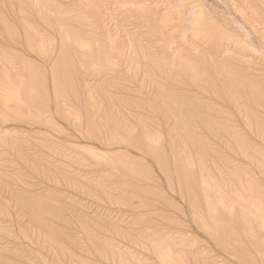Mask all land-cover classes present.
I'll return each instance as SVG.
<instances>
[{"label": "rangeland", "instance_id": "rangeland-1", "mask_svg": "<svg viewBox=\"0 0 264 264\" xmlns=\"http://www.w3.org/2000/svg\"><path fill=\"white\" fill-rule=\"evenodd\" d=\"M176 1L0 0V264H264L201 183L264 198V0H196L215 25L187 41Z\"/></svg>", "mask_w": 264, "mask_h": 264}, {"label": "bare ground", "instance_id": "bare-ground-1", "mask_svg": "<svg viewBox=\"0 0 264 264\" xmlns=\"http://www.w3.org/2000/svg\"><path fill=\"white\" fill-rule=\"evenodd\" d=\"M195 2H193V3H188V1L186 2L185 0H179V1H176L175 3H174V5L172 6L171 4L172 3H170V2H168L169 4H167V9H166V12L164 13V15L162 16V18H163V22L162 23H167L168 21H171L172 20V18H174V15L175 14H180L181 15V12H180V10H183V8L185 7V5L187 6V10H188V12L184 15V17H183V26L184 27H186L187 29L184 31H181L182 33H181V35H180V39L182 40V41H185L186 39H187V37H188V33H186V32H189V31H187V30H191V28H192V35H204L205 37L204 38H206V37H209L210 36V34H209V28L210 27H208V26H210L209 24H210V22L213 20L214 21V19H212L211 20V18L209 17L208 19H207V17H206V14H205V11H204V9L201 7V5L198 3L197 4V1L196 0H194ZM91 2V1H90ZM173 2V1H172ZM192 2V1H191ZM230 2H232L233 3V5L234 6H232V7H235V9H234V11L232 10V12L233 13H235V12H237V17L239 16L240 17V19H245V22H246V20H249V17H252L251 15H249L250 13V11H253L254 10V7H253V10H250L249 11V9L247 10V8L248 7H245V3H246V1H245V3H244V7L242 6V7H240V6H238V4H236V2H235V0H230ZM195 3V4H194ZM89 4V3H88ZM145 4V3H144ZM92 5V4H91ZM141 5V4H140ZM250 5V4H249ZM224 7V6H223ZM231 7V6H230ZM182 8V9H181ZM225 9V8H224ZM251 9V8H250ZM237 10V11H236ZM249 11V12H248ZM185 12V11H184ZM227 12H229V11H227ZM254 12V11H253ZM251 13V14H253V16L255 15L254 13ZM256 12V11H255ZM41 13V12H40ZM239 13V14H238ZM173 15V16H172ZM230 16V15H229ZM172 17V18H171ZM179 17V16H178ZM236 17V18H237ZM170 18H171V20H170ZM182 18V17H181ZM216 18V17H215ZM177 19V18H176ZM252 19H254V18H252ZM178 20V19H177ZM181 21V20H180ZM213 21L211 22V25H212V23H213ZM215 21L217 22V20L215 19ZM219 21V20H218ZM222 21V20H221ZM244 21V20H243ZM161 23V24H162ZM177 23V22H176ZM224 23V22H223ZM222 23V24H223ZM254 23V22H253ZM260 23V22H259ZM24 24V23H23ZM161 24H160V27H162V26H165V25H163L162 24V26H161ZM168 24H169V22H168ZM167 24V25H168ZM178 24H179V22H178ZM217 24H219V23H217ZM235 24V23H234ZM245 24V23H244ZM243 24V25H244ZM256 24V23H255ZM254 24V25H255ZM215 24L213 23V25L212 26H214ZM223 25H225V24H223ZM247 25V24H246ZM174 26H176V25H174ZM218 27H220L219 25H217ZM230 26H232V25H230ZM177 27V26H176ZM222 27V26H221ZM224 27V26H223ZM244 27H246V26H244ZM175 28V27H174ZM181 28H182V26H181ZM213 28V31L215 30V28L214 27H212ZM230 28V27H229ZM233 28V27H232ZM162 29V28H161ZM166 29H168V27H166ZM176 29V28H175ZM211 29V28H210ZM219 29V28H218ZM222 29V28H221ZM225 29V28H224ZM236 29V28H235ZM241 29V28H240ZM249 29V28H248ZM171 30V29H170ZM217 30V29H216ZM228 30V29H227ZM250 30V29H249ZM160 31V30H159ZM162 31H163V29H162ZM173 31V30H172ZM171 31V32H172ZM223 31V30H222ZM225 31V30H224ZM231 31V30H230ZM166 32V31H165ZM177 32H179V31H177ZM191 32V31H190ZM212 32V31H211ZM210 32V33H211ZM232 32V31H231ZM235 32H237V31H235ZM239 32V31H238ZM237 32V33H238ZM254 32V31H253ZM258 32V31H257ZM70 33V32H69ZM162 33V32H161ZM175 33V32H174ZM173 33V34H174ZM216 33V32H215ZM214 33V34H215ZM218 33V32H217ZM227 33H229V32H227ZM237 33H235V34H237ZM43 34V33H42ZM64 34V33H63ZM165 34V33H164ZM179 34V33H178ZM212 34V33H211ZM221 34V33H220ZM232 34V33H231ZM234 34V35H235ZM240 34V36H241V34L242 33H239ZM247 34V33H246ZM261 34V33H260ZM159 35V34H158ZM199 35V36H200ZM226 35V34H225ZM244 35V34H243ZM259 35V34H258ZM72 35H67L65 38L66 39H71L73 42H75V43H77V44H79V41L74 37H71ZM73 36H74V34H73ZM111 36V35H110ZM109 36V37H110ZM224 36V35H223ZM222 36V37H223ZM230 36V35H229ZM246 36V35H245ZM113 37V36H112ZM221 37V38H222ZM225 37V36H224ZM231 37V36H230ZM235 37V36H234ZM238 37V36H237ZM111 38V37H110ZM174 38V37H173ZM242 38V37H241ZM247 38V37H246ZM261 38V37H260ZM80 39V38H79ZM195 39H196V37H195ZM202 39V38H201ZM209 39V38H208ZM210 39H212V38H210ZM228 39V38H227ZM238 39V41L240 40V37L239 38H237ZM263 39V38H262ZM32 40V39H31ZM70 40V41H71ZM108 40H109V38H108ZM111 40V39H110ZM203 40V39H202ZM206 40V39H205ZM213 40V39H212ZM226 40V39H225ZM229 40V39H228ZM231 40V39H230ZM233 40V39H232ZM232 40L230 41L231 43H232ZM243 39H241L240 41H242ZM261 40V39H260ZM71 41V42H72ZM116 41V40H115ZM181 41V42H182ZM187 41V40H186ZM215 41V40H214ZM237 41V42H238ZM239 41V42H240ZM70 42V43H71ZM169 42V41H168ZM218 42H222L223 43V41H218ZM234 42V41H233ZM236 42V43H237ZM109 43V42H108ZM112 43V42H111ZM184 43V42H183ZM193 43V42H192ZM215 43V42H214ZM235 43V45L237 46V44ZM242 43V42H241ZM64 44V43H63ZM81 44V43H80ZM173 44V43H172ZM187 44V43H186ZM218 44V43H217ZM228 44V43H227ZM234 44V43H233ZM242 44H244V42L242 43ZM247 44V43H246ZM245 44V45H246ZM67 45V44H66ZM112 45H113V43H112ZM115 45V44H114ZM187 45H189V44H187ZM220 45V44H219ZM232 45V44H231ZM32 46V45H31ZM85 46H87V45H85ZM116 46V45H115ZM119 46V45H118ZM170 46V45H169ZM192 46V45H191ZM223 46V45H222ZM225 46V45H224ZM227 46V45H226ZM247 46V45H246ZM78 47V46H77ZM110 47H112V46H110ZM173 47V46H172ZM189 47H190V45H189ZM194 47V46H193ZM171 47H169V49H170ZM226 48V47H225ZM227 48H228V46H227ZM226 48V49H227ZM171 49H173V48H171ZM178 49V48H177ZM176 49V50H177ZM192 49V48H191ZM196 49V48H195ZM194 49V50H195ZM222 49H224V48H222ZM226 49H225V51H226ZM233 49V48H232ZM116 50H117V46H116ZM228 50V49H227ZM64 51V50H63ZM67 51V50H66ZM173 51H174V49H173ZM173 51H172V53H173ZM220 51H222V50H220ZM224 51V50H223ZM230 51H232L231 49H230ZM219 52V50L216 52V53H218ZM228 52V51H227ZM234 52V51H233ZM66 53V52H65ZM65 53H64V55H65ZM215 53V54H216ZM221 53V52H220ZM219 53V54H220ZM224 53V52H223ZM68 54V53H67ZM121 54V53H120ZM227 54V53H226ZM221 55V54H220ZM230 55V54H229ZM234 56V54L233 53H231V56ZM240 55V54H239ZM100 57V56H99ZM225 57H229V56H225ZM235 57V56H234ZM237 57V56H236ZM236 57H235V59H236ZM238 57H240L241 58V55L240 56H238ZM237 57V58H238ZM108 58V57H107ZM230 58H232V57H230ZM239 58V59H240ZM243 58H244V56H243ZM244 59H242L241 61H243ZM245 60H247V59H245ZM236 62H237V60H236ZM251 62V61H250ZM245 64V63H244ZM32 70V69H31ZM32 73V72H31ZM33 74V73H32ZM34 75V74H33ZM32 75V76H33ZM35 76V75H34ZM9 78H11V77H9ZM6 79V78H5ZM16 79V78H15ZM10 80V79H9ZM5 81H7V80H5ZM11 82H13V81H11ZM1 83V82H0ZM3 84H1V85H5L4 84V82H2ZM17 83V82H16ZM15 82H14V85L16 84ZM24 83V82H23ZM7 84V83H6ZM18 85V84H17ZM9 86V85H8ZM5 87H7V86H5ZM5 87H2L1 86V88L4 90V92L6 93V94H4V95H6V99L7 100H9V102H10V99H11V101L13 100V99H15L16 101H21V98H20V94H19V90H18V88H20V87H16V86H12V85H10L9 87H7V88H5ZM22 87V86H21ZM5 88V89H4ZM1 91V90H0ZM23 91V90H22ZM1 93V92H0ZM0 95H2V94H0ZM23 95V94H22ZM37 97V96H36ZM2 98V97H1ZM22 98H23V96H22ZM3 99V98H2ZM24 99V98H23ZM35 100V99H34ZM4 102H6L5 100H4ZM8 102V101H7ZM25 102V101H24ZM33 102V101H32ZM18 103V102H17ZM35 104V103H34ZM6 106V105H5ZM32 107V106H31ZM3 113V112H2ZM186 128V127H185ZM189 133V132H188ZM154 142V141H153ZM185 162V161H184ZM189 163V162H188ZM188 165V164H187ZM189 165H191V163L189 164ZM182 168H183V166H182ZM186 169V168H185ZM190 169V168H189ZM223 169V168H222ZM228 169V168H227ZM188 170V169H187ZM204 170V169H203ZM262 170V169H261ZM183 171H186V170H183ZM186 172H191V171H186ZM198 172V171H197ZM209 172V171H208ZM245 172V171H244ZM264 172V171H263ZM192 173V172H191ZM196 173V172H195ZM185 174V173H184ZM183 174V175H184ZM186 174H188V173H186ZM190 175V174H189ZM189 175H187V176H189ZM193 175H194V173H193ZM196 175V174H195ZM195 175L193 176V177H195ZM200 175V174H199ZM234 175V174H233ZM192 176V175H191ZM205 177L207 176V175H204ZM235 176V175H234ZM202 177V176H201ZM185 178V177H184ZM183 178V179H184ZM215 178V177H214ZM227 178V177H226ZM235 178V177H234ZM233 178V179H234ZM187 179V178H186ZM241 179V178H240ZM239 178H237V180L239 181L238 183H240L241 182V180H240ZM245 179V178H244ZM248 179V178H247ZM189 180V179H188ZM192 180V179H191ZM199 180V179H198ZM216 179H212V178H201V183L206 187V188H208L207 190H209L212 194H213V196H211L212 198L210 199V198H208V211L210 212V213H214V212H217V210H219L218 208H223V209H225L226 211H228L229 212V214H230V217L231 218H233V217H235V215H236V213H235V211L233 210V209H236V208H234V206L235 205H239L240 206V209H241V213L240 212H238L239 213V215L241 216V217H245V216H253V218H255V223H257V228H261L262 230L264 229V211H263V200H264V198H261L260 196H261V190L260 191H258L257 190V188H256V190H255V188L253 187V188H250L249 187V185H250V183H249V185L247 186V187H244L243 186V184H242V186H240L237 182H235V184L237 183V186H238V188H240V187H243L242 188V190L241 191H238V188H237V191H233V190H235V189H232V191L233 192H231V193H233V194H231V195H228V193H226V189H227V187L225 186V185H223V186H225V188L226 189H223V187L222 186H220L219 185V183L217 182V181H215ZM222 180V179H221ZM230 180V179H229ZM232 180V179H231ZM243 180V179H242ZM249 180V179H248ZM247 180V181H248ZM255 180V179H254ZM185 181V180H184ZM235 181V180H234ZM246 181V182H247ZM189 182H190V180H189ZM219 182H220V180H219ZM230 182L231 181H229L228 183L230 184ZM245 181H243V183L245 184L246 183ZM250 182H252V181H250ZM220 183H222V182H220ZM223 183L225 184V182L223 181ZM188 184V183H187ZM232 184V183H231ZM248 184V183H247ZM247 184H245V186L247 185ZM254 184V183H253ZM264 184V183H263ZM262 184V185H263ZM191 185V184H190ZM189 185V186H190ZM196 185H198L197 183H196ZM227 185V184H226ZM184 186V185H183ZM231 186V185H230ZM252 186H254V185H252ZM191 187H192V185H191ZM201 187V186H200ZM229 187V186H228ZM235 187V186H234ZM256 187V186H255ZM202 188V187H201ZM230 189V190H231ZM253 189H254V191H253ZM186 190H187V188H186ZM195 190V189H194ZM227 190H229V188L227 189ZM263 190V189H262ZM197 191H199V190H197ZM258 191V192H257ZM264 191V190H263ZM201 192V191H200ZM207 192V191H206ZM260 192V193H259ZM209 193V192H208ZM209 194V196L208 197H210V195H212V194ZM192 194H195V193H192ZM188 195H189V193H188ZM191 195V194H190ZM197 195V194H196ZM194 196V195H193ZM206 196V195H205ZM206 196V197H207ZM262 196H263V194H262ZM201 198V197H200ZM196 203V202H195ZM193 204V203H192ZM196 205V204H195ZM192 206V205H191ZM203 207H204V205H203ZM194 208V207H193ZM195 208H197V207H195ZM201 209H202V207H201ZM238 209V208H237ZM237 209H236V212H237ZM195 210V209H194ZM207 210V209H206ZM205 210V211H206ZM221 211H223V210H220V212ZM226 211H223L224 213L226 212ZM233 211H234V213H235V215L233 216L232 214H233ZM238 211H240V210H238ZM195 213H197V212H195ZM198 214H200V213H198ZM197 214V215H198ZM202 214V213H201ZM200 214V215H201ZM226 214V213H225ZM196 215V216H197ZM205 215V214H204ZM208 215V214H207ZM226 215H228V214H226ZM233 217H232V216ZM214 216H215V214H214ZM218 216V215H217ZM221 216H222V214H221ZM237 216H238V214L236 215V218H237ZM216 217V216H215ZM228 217V216H227ZM240 217V218H241ZM203 219H206V217L204 218V217H202ZM211 218V217H210ZM218 218H220L219 216H218ZM230 218V219H231ZM246 218V217H245ZM199 219V218H198ZM209 219V218H208ZM212 219H214L213 218V216H212ZM235 219V218H234ZM207 220V219H206ZM206 220H204V221H206ZM225 220V219H224ZM227 220V219H226ZM225 220V221H226ZM249 220V219H248ZM253 221V222H254ZM256 221H258V222H256ZM219 222V221H218ZM230 222V221H229ZM233 222V221H232ZM231 222V224H233ZM239 222V221H238ZM241 222V221H240ZM252 222V221H251ZM242 223V222H241ZM241 223H239L240 225H241ZM235 224V223H234ZM217 225V224H216ZM220 225H222L221 223H220ZM219 225V226H220ZM238 225V224H237ZM253 225V224H252ZM206 226V225H205ZM228 226V225H227ZM246 226V225H245ZM248 226L249 225H247L246 226V229L248 228ZM230 227V226H229ZM213 228V227H212ZM216 228H217V226H216ZM235 228V227H234ZM239 228V227H238ZM240 228H241V226H240ZM218 229V228H217ZM216 229V230H217ZM228 229V228H227ZM254 229H256V228H254ZM225 231V230H224ZM247 231V230H246ZM259 231V230H258ZM213 232V231H212ZM220 232V231H219ZM226 232V231H225ZM224 232V233H225ZM242 232V231H241ZM254 232V231H253ZM260 232V231H259ZM216 233V232H215ZM214 233V234H215ZM238 233V232H237ZM251 233V232H250ZM263 233V232H262ZM219 234V233H218ZM236 234V233H235ZM245 234V233H244ZM257 234V233H256ZM226 235H227V233H226ZM252 235V234H251ZM247 236V235H246ZM217 237V236H216ZM241 237V236H240ZM163 238V237H162ZM161 238V239H162ZM245 238V237H244ZM248 238V237H247ZM160 239V240H161ZM228 239V238H227ZM262 239V238H261ZM173 240V239H172ZM251 240V239H250ZM171 241V240H170ZM239 241V240H238ZM237 241V242H238ZM243 241V240H242ZM155 242V241H154ZM222 242V241H221ZM224 242V241H223ZM244 242V241H243ZM227 243V242H226ZM263 243V242H262ZM218 244V243H217ZM227 244H229V243H227ZM153 245H154V243H153ZM170 246V244H167V246ZM221 245H223V247L225 246L224 244H221ZM236 245H238V244H236ZM254 245H256V244H254ZM165 246V245H164ZM173 246V245H172ZM238 246H240V245H238ZM243 246H246V245H243ZM261 246V245H260ZM160 247V246H159ZM162 247H163V245H162ZM256 247V246H255ZM170 248V247H169ZM172 248V247H171ZM227 248V247H226ZM258 248V247H257ZM158 249V248H157ZM156 249V250H157ZM161 249V248H160ZM163 249V248H162ZM264 249V248H263ZM169 250V249H168ZM243 250V249H242ZM241 250V251H242ZM260 250V249H259ZM158 251V250H157ZM165 251V250H164ZM170 251H171V249H170ZM174 252H175V250H173ZM255 251H257V250H255ZM156 252V251H155ZM168 252V251H167ZM179 252V251H178ZM238 252V251H237ZM166 253V252H165ZM176 253V252H175ZM243 253V252H242ZM167 254V253H166ZM244 254V253H243ZM156 255V254H155ZM159 255V254H158ZM157 255V256H158ZM162 255V254H161ZM245 256H246V253L244 254ZM166 256H169L168 254L166 255ZM174 256H175V254H174ZM162 257V256H161ZM171 257V256H170ZM172 257H173V255H172ZM247 257V256H246ZM175 258V257H174ZM241 258V257H240ZM264 258V257H263ZM178 259V258H177ZM176 259V260H177ZM244 259V258H243ZM167 260V259H166ZM169 261L171 260V259H168ZM174 260V259H173ZM173 260H171V262L173 261ZM181 260V259H180ZM263 260V259H262ZM129 261V260H128ZM161 261V260H160ZM164 262H166V261H164ZM174 262V261H173ZM177 262V261H176ZM185 262V261H184ZM184 262H183V264H184ZM130 263V262H129ZM168 263V262H167ZM170 263V262H169ZM178 263V262H177ZM176 263V264H177ZM179 264H181V263H179Z\"/></svg>", "mask_w": 264, "mask_h": 264}]
</instances>
